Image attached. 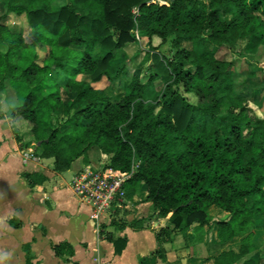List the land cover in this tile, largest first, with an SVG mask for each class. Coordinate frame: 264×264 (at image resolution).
<instances>
[{
	"label": "trees",
	"instance_id": "trees-1",
	"mask_svg": "<svg viewBox=\"0 0 264 264\" xmlns=\"http://www.w3.org/2000/svg\"><path fill=\"white\" fill-rule=\"evenodd\" d=\"M0 1V91L11 84L19 95L20 106L8 115L24 131L22 147L41 143L36 152L54 159L57 172L80 158L89 163L93 150L122 171L141 163L126 197L146 190L143 201L157 219H168L154 230V257L165 259L163 245L179 235L195 229L202 240L214 227L222 244L239 239L238 249L204 264H238L256 251L264 229L257 224L264 221V117L251 107L253 95L236 89V58L217 54L241 40L244 52L264 51V0ZM23 15L27 35L12 22ZM155 37L173 49L146 53L161 74L128 75L123 50L143 39L152 47ZM123 77L127 92L117 101L95 86ZM214 207L229 219L217 220ZM124 219L111 225L151 229L145 218ZM114 243L117 254L127 245L123 238Z\"/></svg>",
	"mask_w": 264,
	"mask_h": 264
},
{
	"label": "crops",
	"instance_id": "crops-1",
	"mask_svg": "<svg viewBox=\"0 0 264 264\" xmlns=\"http://www.w3.org/2000/svg\"><path fill=\"white\" fill-rule=\"evenodd\" d=\"M0 4L4 7L1 1ZM1 13L4 14L3 9ZM8 86L14 88L11 84ZM5 112H0V264H97L98 254L111 264H204L206 258L231 248L238 249L236 240L222 244L215 227L202 240L197 230L192 229L176 238L172 245H163L165 259L154 257L159 248L154 229L127 227L116 229L117 235L106 229L113 219H120L115 210L112 221L103 225L99 238L90 219V208L80 203L72 190L57 179L62 173L45 170L39 162L25 159L28 151L20 141L24 131ZM34 173L45 176L46 180L39 182L30 176ZM146 196L147 191L140 190L131 200L137 204L138 218L147 217H141L140 211L148 202L139 204L140 198L144 200ZM128 217L129 221L134 219ZM158 224H161L159 228L165 227L168 219H159ZM262 231L254 239L256 251L238 264H259L262 260L259 255ZM112 238L127 241L121 254L116 253ZM197 244L204 246L203 254H199Z\"/></svg>",
	"mask_w": 264,
	"mask_h": 264
},
{
	"label": "rangeland",
	"instance_id": "rangeland-1",
	"mask_svg": "<svg viewBox=\"0 0 264 264\" xmlns=\"http://www.w3.org/2000/svg\"><path fill=\"white\" fill-rule=\"evenodd\" d=\"M0 13L2 12V9L5 13V7H3L2 4H0ZM2 14V13H1ZM12 22H17L19 27L23 28L25 30V34L27 35L29 32V26L26 22L25 15L21 17H13ZM139 34V38H141V34ZM137 35V34H136ZM161 39L158 37H155L153 40V46L151 47L148 43L147 39H143L141 44L139 43H132L128 45L125 50H123L122 58L125 60L128 68V75L132 76L135 70L139 69L141 70L142 74L144 76L149 77L150 74H161L160 69H158L156 66L153 65V58L147 57V52L150 50L151 54H153L156 50H159L161 53H167L170 54V52H173V49L171 47V42L169 41L166 44H161ZM247 45V41L241 40L236 46H229V47H223L217 54L218 58H226L231 59L232 56L236 58V66L233 68L234 72V81L235 86L238 92L243 94H250L253 95V99L250 103L251 107L255 111V113L260 116L264 117V51L263 48L257 53L245 51L244 49ZM45 51H40L41 56L43 57L45 55ZM175 53V52H174ZM127 77H123L120 80H117L113 83H110L107 79L103 80L102 82L95 84L97 88H105L108 92V94L111 96V98L114 101L120 100V97L124 95L127 92L126 83ZM164 83L161 80H158L155 82V86L157 89H161L163 87ZM12 86V85H11ZM255 95V97H254ZM186 96L189 97V99L193 102H196V97L192 94H187ZM65 100L67 101L68 98H66V94H64ZM0 112L3 113V111H6L5 114L8 115L9 109L12 108L13 110L17 109L20 106L19 102V95L17 91L14 88H10V86H7L6 89L0 91ZM3 110V111H2ZM25 136V134H22ZM38 146V143L33 144L30 148H27L26 150H32L37 157L38 160H35L36 162H39L41 166L45 169H53L55 171V168L53 166L54 159L49 158H42L40 155V152L37 153L35 148ZM25 150V151H26ZM89 162L94 163L96 165H99L102 162H107L106 159L101 155L100 152L93 150L89 156H88ZM109 161V159H108ZM85 166V162L83 158H80L76 160L73 163L72 168L69 171L66 172H60L59 176H57L58 180L63 182L64 185L69 187V184L73 177L75 176L76 172L83 168ZM45 169V170H46ZM57 172V171H56ZM70 188V187H69ZM142 200V197L140 198ZM139 201L141 203H144V201ZM128 208L125 211V207L121 209V212L119 214L120 218H125L124 220H129L127 217L131 218H138L139 214L137 213L138 208L136 207L137 204L135 202H129ZM144 208L142 211H140L141 217H144L145 219L149 220V224L151 226V229L158 230L159 227H161V224L156 225L157 219L155 217V210L154 207L148 202V204H143ZM113 210H116V208H113ZM139 212V213H140ZM212 215L216 219L224 220L229 219V214L225 212H220L218 208L214 207L211 209ZM133 216V217H132ZM128 217V218H129ZM161 222V221H160ZM262 219H257V224L261 225L263 224ZM159 226V227H158ZM109 228L110 231H112L114 234H118V231L114 226L108 225L106 226V229ZM150 230V229H149ZM207 233V232H206ZM261 236L259 237L260 240V257L262 256V260L264 261V229L261 232ZM179 235L178 237H180ZM177 237V239H178ZM239 241V239H236L235 242ZM166 245H172L171 243H167ZM165 245V246H166ZM157 246V244H156ZM197 250L200 252L199 254H203V245H196Z\"/></svg>",
	"mask_w": 264,
	"mask_h": 264
},
{
	"label": "built area",
	"instance_id": "built-area-1",
	"mask_svg": "<svg viewBox=\"0 0 264 264\" xmlns=\"http://www.w3.org/2000/svg\"><path fill=\"white\" fill-rule=\"evenodd\" d=\"M152 3L170 5V0H151ZM139 32L137 37L139 38ZM108 159L106 155L103 156ZM26 160H38L37 155L28 150ZM141 163H134L132 171H122L110 165V161L99 165L90 163L81 168L71 180L69 187L78 201L91 210V220L94 230L100 238L103 225L110 223L114 214L113 208H128L130 199L126 197V184L133 178ZM97 264H111L102 259L101 255L95 257Z\"/></svg>",
	"mask_w": 264,
	"mask_h": 264
},
{
	"label": "water",
	"instance_id": "water-1",
	"mask_svg": "<svg viewBox=\"0 0 264 264\" xmlns=\"http://www.w3.org/2000/svg\"><path fill=\"white\" fill-rule=\"evenodd\" d=\"M41 143H38V146L40 145Z\"/></svg>",
	"mask_w": 264,
	"mask_h": 264
}]
</instances>
